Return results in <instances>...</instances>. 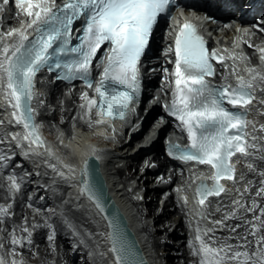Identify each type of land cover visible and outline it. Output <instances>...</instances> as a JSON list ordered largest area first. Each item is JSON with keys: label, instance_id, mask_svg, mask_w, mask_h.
Instances as JSON below:
<instances>
[{"label": "snow or ice", "instance_id": "1", "mask_svg": "<svg viewBox=\"0 0 264 264\" xmlns=\"http://www.w3.org/2000/svg\"><path fill=\"white\" fill-rule=\"evenodd\" d=\"M4 3L7 4L8 0H4ZM54 3L55 0H16L17 7L30 18L27 29H31L35 36L30 39L23 26L0 34V39L3 36L19 38L17 44H5L0 49V91L3 92L6 106L12 109V119L8 123H15L24 129L22 136L19 133L12 134L17 146L25 149L24 155L46 154L48 160L56 161L48 163V167L63 179H73L76 170L65 164L55 150L48 147L41 125L36 122L33 100L37 95V74L45 68L49 71L58 70V79L68 82L80 80L89 89H94L95 97H88L87 93L81 97L87 101L81 108L85 109L84 115L88 118L90 127L93 123V110L97 117L103 118L94 121L97 125L105 120H125L141 94V58L149 46L158 18L169 14L174 0H66L62 5L53 7ZM24 4H27V8L23 7ZM81 18L84 19L83 31L77 38L78 43L73 46L72 26ZM104 45L109 47L97 65H102V72L99 79L95 80L93 61ZM261 52L264 53V49ZM174 56L170 81L173 86L172 100L164 107L180 122L189 143L186 147L170 143L168 154L175 159L195 161L211 167V185L206 180H201L196 188L197 204L203 206L210 196H220L226 192L222 180L236 181V167L231 162L232 157L237 153L245 158L253 155L249 149H255L256 144H249L247 141L250 123L248 112L256 99V84H264V74L248 69L249 78L237 75L235 86L231 83L213 85L208 80V77L215 76L213 60L223 63L224 57L215 50L209 51L198 25L190 21H185L176 34ZM232 56L234 58L235 54ZM261 59L264 60V55ZM235 71L233 68L232 74ZM261 91L264 92V88ZM2 124L4 121L0 120V125ZM261 128L264 129V125ZM252 139L255 141L257 137ZM95 152L96 149H93V153ZM6 159L7 156L0 155V161ZM95 159L98 160L99 156H95ZM247 167L251 170L253 165L249 163ZM62 169H66L72 176ZM80 175L81 194L86 195L100 213L105 214L111 229L108 240L115 264H145L126 239L119 214L107 215L102 190L98 184L92 183L87 160ZM260 175L264 176V172ZM8 179L11 187L19 191L20 184L16 177L9 176ZM260 193H264V187L260 188L257 195ZM183 199L187 204V196ZM233 203L249 212H254L257 207L255 202L253 208H246L239 200ZM8 214V208L0 206V217ZM197 215L199 220L191 247L193 254L199 257V264H264V234H261L264 230V219L261 218L264 217V210H261L260 217H254L257 223L248 222L249 234L256 239L254 252L248 250L250 242L247 236L241 238L243 243L239 245L218 242L214 239L213 228L200 226L199 221L206 219L203 210ZM230 218L238 217L235 212L224 217ZM212 223L223 225L222 220ZM47 227L52 228V225ZM22 231L27 233L26 238L16 236L15 229L11 235L10 243L13 247L9 255L12 259L4 254V244L0 242V264H24L22 257L20 260L16 259L19 255L16 246L24 247L25 240L31 245L32 232L27 227H23ZM54 235L53 229L48 236L49 241L53 240Z\"/></svg>", "mask_w": 264, "mask_h": 264}, {"label": "bare ground", "instance_id": "2", "mask_svg": "<svg viewBox=\"0 0 264 264\" xmlns=\"http://www.w3.org/2000/svg\"><path fill=\"white\" fill-rule=\"evenodd\" d=\"M234 1L239 2V0ZM260 3L264 4V0H260ZM215 6L220 7L221 4L218 3ZM203 10L207 11L208 8ZM11 21L16 22V18H12ZM2 31L6 33L4 30ZM232 31L234 29L229 30V33ZM158 37L161 38V36ZM5 39L11 44L17 37L5 36ZM165 39L163 37L156 41L155 49H161L160 46H164L166 43ZM165 53L166 50L163 47L162 50L155 52L154 57L148 63L149 67L154 69L153 72H148V75L152 77L148 86H154L160 91L161 95L166 92L168 79H170L163 69H159L166 62ZM245 66V60L239 55L236 61L230 59L226 62L225 70H222V76L218 77L219 79L227 78L226 80L230 81L236 80L237 75L249 78L250 74ZM233 68L236 70L235 74H232ZM257 72L264 74V63H261ZM40 81L42 84L39 88V96L46 103V115L44 122L41 124L44 127L45 135L49 140L59 141L64 146L66 144L77 146L80 154L77 161L73 159V162L69 163L76 171L74 178L71 179V189L65 194L61 193L63 185L58 182L66 179L61 178L50 167H45V165L48 166L46 160H42V162L36 158L27 160L20 153H17L14 159H11L10 155L13 154V151L0 146V155L7 156L6 160L0 161V199L4 201L14 199L11 206L0 204V206L7 207L9 213L6 217H0V232L6 245L10 248L9 253L3 250L8 259L13 258L9 255L13 247L10 243L13 230L15 229L16 236L26 238L27 233H24L22 228L27 227L32 232V244L28 245L25 240L24 247L16 246V252L19 254L16 259L20 260L22 257L24 264H82L87 259L81 258L79 263L70 259L64 262V259L68 257V249L60 246L62 243L70 242L66 240L67 238L81 251L84 250V247L92 245L95 251L93 264H103L104 258L109 260V264H115L113 253L110 251L107 223L95 205L86 195L80 192L79 173L82 163L86 156L93 154V149H95L90 145H84L85 140L91 139L89 137L90 133H84V138L75 134L74 138L65 140L60 134L61 128H56L55 124L52 123V121L58 120L60 124L63 123L68 127V121L73 112H75L81 123L85 124L82 125L83 129L94 131V137L96 138L93 140L98 142V149H100V151L96 150L95 154L99 156L102 171L110 191L127 216L130 226L135 230L151 264H168L167 258L163 257L167 252V247L170 250L172 249V254L177 255L179 253L181 260H185L184 264H199V257L193 254L191 244L194 241L199 220L197 213L201 210L209 218L199 221L200 226L202 228H213L215 230L214 239L218 242L239 245L243 243L241 238L247 236L250 242L248 250L250 252L256 250V239L249 234L250 225L248 222L257 223L254 217H260L261 210H264V193L257 195L260 188L264 187V183H262L264 176L260 175L264 172V129L261 128L264 125V118H262L263 116L259 118V114L264 111V103H261V101H264V92L257 97L256 102L249 108L254 118L255 127L257 126L259 133L262 134L261 141L257 140L255 142V149H249L253 155L247 157V159L243 156L238 159V175L236 181L228 185V196L218 203L200 206L194 201L193 194L189 190L190 179L187 178V172L181 165L166 155L164 139L163 143L159 141L160 139L153 141L149 149L140 148L137 152H133L136 146V143L133 142L144 138L142 135L137 137L139 133L157 132L164 135L166 126H160V121L154 117L157 113H161V105H154L150 113L145 116L144 121L141 123V132L134 133L138 129L140 118L144 115L147 105L143 106L138 114L133 113L130 116L131 122H129V118L118 122L114 125L115 130L113 132L105 131L107 134L100 135L98 133L101 129L104 131L105 128L98 126L94 121L90 127L89 121H84L83 110L80 109L79 104L75 105L73 100L79 98L77 91L73 93L74 99H67L62 104L60 101H56V99L63 96L61 83H51L43 76V73L39 74ZM258 84L261 85V83H257L256 89H258ZM148 94H150V91ZM151 96L152 99H155L154 94H151ZM37 101V106L40 107L41 104L39 100ZM53 106L56 108L53 109ZM57 109H59L58 112ZM123 127L127 128V132L132 135V139L127 140L128 136L123 135ZM95 128H97V132ZM174 128H177V126H174ZM177 130L180 134H184L180 128H177ZM108 133H112V137ZM108 138H111V140ZM116 138L120 143L118 145L115 144ZM147 150L153 154L152 158H150V153L143 156V153ZM56 155L58 156L57 152ZM45 157L48 158L46 154ZM169 160L176 165V168L172 171L165 168ZM16 161L19 162V165H15ZM52 161L56 162L55 160ZM249 163L255 165L251 170L247 167ZM187 165L188 168H191V163H187ZM144 167H146V171L144 173L140 172L143 173L141 178L145 180L144 185H141L140 182L136 185H129L125 182L126 178L130 181L136 180V176L129 177L128 175L131 174L133 168L142 170ZM62 170L67 173L66 169ZM67 174L72 176L71 173ZM9 176H15L16 181L20 182L19 191L11 187ZM249 177L252 181L246 186ZM175 180H179L178 190L182 191V185L186 183L185 189L180 193H177V189H173L170 196L166 198L165 192L167 191L164 190L163 192V189H167ZM143 187L146 188V193H144ZM163 193L164 195H161ZM240 193L244 194L240 195ZM185 196L188 198L187 204L183 199ZM236 200H239L246 208H253V202L257 207H255L254 212L245 211V208H239L233 203ZM141 202L146 203L148 208H141ZM46 205H49V209L54 211L49 212L45 208ZM172 205L174 208H172ZM10 210H13L14 213H10ZM57 212L62 214V219L59 218ZM234 212L238 218L224 219L226 215ZM153 215L155 218L153 222H150ZM261 218L264 219V217ZM216 220H222L223 225L213 224L212 221ZM157 221L163 225L155 224ZM34 225L38 226L34 227ZM47 225H52V228L47 227ZM91 227L96 229L94 238L90 234ZM161 228H164V232L173 231L164 236L162 235L163 232H159ZM53 229L55 235L53 240L49 241L48 236L52 234ZM231 229H235V231H231ZM261 234H264V230ZM172 237H177V240H172L171 244L167 246V241H170Z\"/></svg>", "mask_w": 264, "mask_h": 264}, {"label": "rangeland", "instance_id": "3", "mask_svg": "<svg viewBox=\"0 0 264 264\" xmlns=\"http://www.w3.org/2000/svg\"><path fill=\"white\" fill-rule=\"evenodd\" d=\"M221 76H222V74H221ZM74 101V103H75V105H77V103H78V98H77V100L75 99V100H73ZM58 110L59 109H57L56 111L58 112ZM73 114H74V112H73ZM72 115V114H71ZM160 142H162L163 143V140H159ZM133 143H135V142H133ZM150 153V158H152L153 157V155L151 154V152L149 151V150H147V151H145L144 153H143V156H145V155H147V154H149ZM252 165H253V167L255 166L254 165V163H251ZM15 165H19V162L18 161H16V163H15ZM146 171V167H144L142 170H140V168H133L132 169V172H131V174H128L129 175V177H131V176H136L137 178H136V180L135 181H130V180H128V178H126V183L127 184H134V185H136L138 182H140L141 183V185H144L145 184V180L144 179H142L141 178V176H142V174L144 173ZM170 171V170H169ZM140 172H143V173H140ZM252 181V179H251V177H249L248 178V180H247V182H246V186H248L249 185V183ZM178 182H179V180H175V181H173V183H171L170 184V186L167 188V189H163V192H164V190L165 191H167V192H165V194H166V198L167 197H169L170 196V194H171V192H172V190L173 189H178ZM17 183H19L20 184V182H17ZM144 188V187H143ZM143 191H144V193H146V188H144L143 189ZM29 192L30 193H32L31 192V190H29ZM177 193H179V191L177 190ZM161 195H164V193L163 194H161ZM41 200H42V198H41ZM13 203H14V199H9L8 201H4V200H1L0 199V204L1 205H5V204H7V205H13ZM53 205V204H52ZM140 205H141V208H148V207H146L147 206V204L146 203H140ZM45 208H47V209H49L50 208V206L49 205H46L45 206ZM172 208H174V206L172 205ZM10 213H14V211L13 210H10L9 211ZM57 214L59 215V218L60 219H62V214H60V213H58L57 212ZM154 218H155V216L153 215L152 216V218H151V220H150V222H153V220H154ZM66 224V226H68V224L67 223H65ZM155 224H157V225H163L161 222H159V221H157ZM173 228H174V226H173ZM170 231H173V230H168L167 232H164V228H161V229H159V232H163V234L162 235H164V236H167L169 233H170ZM90 234H91V236L94 238L96 235V229L95 228H93V227H91V230H90ZM0 235H2L1 234V232H0ZM67 241H70V242H67V243H62L61 244V248H65V249H68L67 251H68V253H67V255H68V257L67 258H65L64 259V262H66L68 259H70L71 261H73V262H76V263H79V262H81V258H85V259H87V260H85V262H82V264H93V255H94V253H95V251L93 250V246L92 245H90V246H86V247H84V250L83 251H81L80 249L78 250L75 246H74V243L73 242H71V240L70 239H66ZM176 241L177 240V237H172L171 239H170V241H167V246L168 245H170L171 243V241ZM0 241H4L3 240V236H2V238H0ZM4 243H5V241H4ZM4 251H6L7 253H9V251H10V248L6 245V243H5V245H4V249H3ZM102 250H104V248H102ZM166 254L163 256V257H165V258H167V262H168V264H184L185 263V260H181V255L178 253L177 255L175 254H172V249L170 250V248H168L167 247V249H166ZM181 251V250H180ZM176 256H177V258H176ZM175 257V258H174ZM172 258V259H171ZM103 264H109V260L108 259H106V258H104L103 259Z\"/></svg>", "mask_w": 264, "mask_h": 264}, {"label": "water", "instance_id": "4", "mask_svg": "<svg viewBox=\"0 0 264 264\" xmlns=\"http://www.w3.org/2000/svg\"><path fill=\"white\" fill-rule=\"evenodd\" d=\"M95 156L96 155H91L86 160L89 162V165H90V173H91L90 178H91L92 183L98 184L102 190L103 203L107 209V215L111 216L114 213L119 214V219H120L121 225L124 229V232L126 234V239L135 249L136 253L138 254V258L145 261V264H151V261L148 258L147 254L145 253L143 246L141 244V241L139 240L135 230L130 226V223H129L127 216L125 215V213L123 212V210L121 209V207L117 203L115 197L111 193L109 185H108L107 180H106V177L102 171L101 162L99 159L96 160ZM83 166H84V163H83ZM83 166L81 167V169L83 168ZM79 176L81 179L80 173H79ZM80 187H81V185H80ZM100 214L102 215V217L104 218V220L106 221L107 226H108V222L105 218V214H102V213H100ZM108 229L110 232L111 229L109 227H108ZM110 247H111V244H110ZM113 257H114V255H113ZM114 260H115V258H114Z\"/></svg>", "mask_w": 264, "mask_h": 264}]
</instances>
